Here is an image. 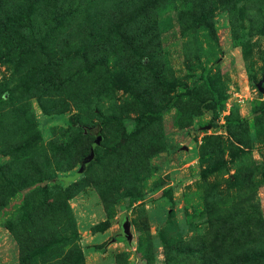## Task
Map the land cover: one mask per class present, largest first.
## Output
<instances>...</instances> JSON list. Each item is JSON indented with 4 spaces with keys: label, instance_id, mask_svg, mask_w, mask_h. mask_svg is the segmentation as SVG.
I'll return each instance as SVG.
<instances>
[{
    "label": "rangeland",
    "instance_id": "rangeland-1",
    "mask_svg": "<svg viewBox=\"0 0 264 264\" xmlns=\"http://www.w3.org/2000/svg\"><path fill=\"white\" fill-rule=\"evenodd\" d=\"M79 254L264 264V0H0V264Z\"/></svg>",
    "mask_w": 264,
    "mask_h": 264
},
{
    "label": "trees",
    "instance_id": "trees-1",
    "mask_svg": "<svg viewBox=\"0 0 264 264\" xmlns=\"http://www.w3.org/2000/svg\"><path fill=\"white\" fill-rule=\"evenodd\" d=\"M112 119V118H111ZM110 120V118H107V119H105L104 120V122H107V121H109ZM79 127L82 129V131H84L86 134H89V135H91L92 137H94V139L92 140V142H91V144H90V146H89V149H88V152H87V154H86V156L83 158V160H82V166L81 167H83V163H84V161H85V159L89 156V154H90V149H91V146H92V144H93V142L96 140V138L98 137V136H101L102 137V139H101V141H100V143L99 144H97L96 145V147H95V149H94V157L92 158V159H90V160H86L85 162H86V165H84V167H83V169H85L94 159H95V157H96V149L98 148V146H100L101 144H102V141H103V135H102V133H101V131L100 130H98V128L96 127L95 129H93V128H91V126H87V125H85V124H79ZM67 216H68V214H67ZM78 251V250H77ZM25 259V258H24ZM22 262H27V260H23ZM72 264H84V261H83V256H82V254H79V256H74V258H73V262H72Z\"/></svg>",
    "mask_w": 264,
    "mask_h": 264
},
{
    "label": "water",
    "instance_id": "water-1",
    "mask_svg": "<svg viewBox=\"0 0 264 264\" xmlns=\"http://www.w3.org/2000/svg\"><path fill=\"white\" fill-rule=\"evenodd\" d=\"M101 139H102V137L101 136H98L97 138H96V140L93 142V144H92V146H91V149H90V154H89V156L85 159V161L86 160H90V159H92L93 157H94V149H95V147H96V145L97 144H99L100 143V141H101ZM84 161V163H83V167H84V165H86V162ZM83 167H82V169H83ZM127 221H125L124 223H123V228L124 229H126V227H127Z\"/></svg>",
    "mask_w": 264,
    "mask_h": 264
}]
</instances>
